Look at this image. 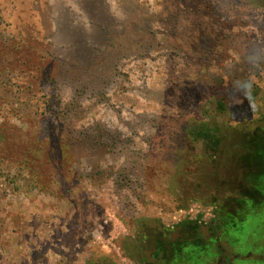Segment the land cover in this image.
I'll use <instances>...</instances> for the list:
<instances>
[{"label":"rangeland","instance_id":"obj_1","mask_svg":"<svg viewBox=\"0 0 264 264\" xmlns=\"http://www.w3.org/2000/svg\"><path fill=\"white\" fill-rule=\"evenodd\" d=\"M183 224L154 264H264V0H0V264H145Z\"/></svg>","mask_w":264,"mask_h":264},{"label":"trees","instance_id":"obj_2","mask_svg":"<svg viewBox=\"0 0 264 264\" xmlns=\"http://www.w3.org/2000/svg\"><path fill=\"white\" fill-rule=\"evenodd\" d=\"M189 224H191V223H189ZM195 227L199 228V226H196V225H195ZM196 228H194L193 226L188 225V224H183L178 229H175L173 234H165V233H162V232L158 233L159 234V238H154L153 239V241L155 243L154 252L151 253V255L149 257L150 259H149V261L147 260V263L148 264H154L155 259L158 256L162 255V241L164 242L165 240H168V241L172 242L174 239L179 238L178 240H180V242H179V245L176 246L177 250L179 248V250L188 249V250L191 251L190 247L192 246V242L189 239V235H190V233H195V232L197 234L198 231H196ZM166 247H167V245H166ZM169 247H168V249H171V250L174 249V246L172 245V243H169ZM124 252L131 260L138 261V259L133 258L132 256H130L129 252L127 253L126 249H124ZM200 252L202 253L203 251H200ZM165 253H166V251L163 254L165 256H167V254H165ZM209 256H210V254H209L208 249L204 250L202 255H199L200 258L203 257V258L206 259L203 264H209V262H208L209 261ZM173 257H174V255L172 257H168V259H167L168 263H170L173 260ZM199 257H197V258H199ZM143 262H146V261H143ZM147 263H145V264H147Z\"/></svg>","mask_w":264,"mask_h":264},{"label":"flooded vegetation","instance_id":"obj_3","mask_svg":"<svg viewBox=\"0 0 264 264\" xmlns=\"http://www.w3.org/2000/svg\"><path fill=\"white\" fill-rule=\"evenodd\" d=\"M249 197V196H248ZM246 199H247V197H246ZM254 219H256V218H254ZM254 219H251V220H254ZM211 252H213V251H209V254L211 253ZM247 252H249V254L246 256V258H248V259H250L251 261H250V264H253V263H256V264H258V263H260V264H263L261 261H260V258L258 259V260H254L255 258H252L253 256H257V254H254V251L253 252H250V251H247ZM195 258H197V256H194ZM209 258H211V254H210V256H209ZM245 258V256H237V255H235V257H234V260L232 261V263L231 264H234V262H238V261H241L242 262V259H244ZM197 261V260H196ZM214 262V261H213ZM217 261L215 260V262H214V264L216 263Z\"/></svg>","mask_w":264,"mask_h":264},{"label":"built area","instance_id":"obj_4","mask_svg":"<svg viewBox=\"0 0 264 264\" xmlns=\"http://www.w3.org/2000/svg\"><path fill=\"white\" fill-rule=\"evenodd\" d=\"M179 213L184 214V215H189L190 213L187 211H179ZM191 219V218H190ZM173 220H176V218L174 217Z\"/></svg>","mask_w":264,"mask_h":264},{"label":"clouds","instance_id":"obj_5","mask_svg":"<svg viewBox=\"0 0 264 264\" xmlns=\"http://www.w3.org/2000/svg\"><path fill=\"white\" fill-rule=\"evenodd\" d=\"M244 94H246V95H249V96H250V94H249L248 92H245Z\"/></svg>","mask_w":264,"mask_h":264}]
</instances>
